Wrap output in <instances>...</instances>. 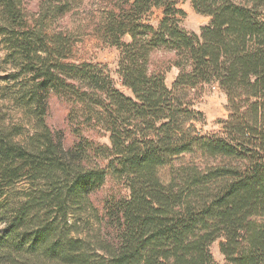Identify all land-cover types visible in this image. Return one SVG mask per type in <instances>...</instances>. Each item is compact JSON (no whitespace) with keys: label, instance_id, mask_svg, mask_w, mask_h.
Here are the masks:
<instances>
[{"label":"trees","instance_id":"trees-1","mask_svg":"<svg viewBox=\"0 0 264 264\" xmlns=\"http://www.w3.org/2000/svg\"><path fill=\"white\" fill-rule=\"evenodd\" d=\"M74 2L42 0L33 17L26 0H0L10 68L0 91L35 129L4 127L0 108V264H217L210 246L219 239L229 264H264V0H192L211 17L200 33L180 26L178 0L113 3L95 35L121 50L132 95L105 65L71 59L76 35L55 24ZM154 7L164 10L158 27L144 19ZM162 47L180 58L173 88L150 70ZM214 82L229 118L205 133L189 124L180 93ZM52 96L69 105L70 145L48 125ZM198 152L218 161L174 166ZM116 177L129 194L96 204L92 195Z\"/></svg>","mask_w":264,"mask_h":264},{"label":"rangeland","instance_id":"rangeland-1","mask_svg":"<svg viewBox=\"0 0 264 264\" xmlns=\"http://www.w3.org/2000/svg\"><path fill=\"white\" fill-rule=\"evenodd\" d=\"M41 1L42 0H26V7L29 16L35 17L39 11ZM116 1L118 0H75L74 8H72V10L65 16L60 18L55 24V27L57 30L62 29L73 32L76 35L77 42L71 56L72 60L88 61L95 64L105 65L107 67V73L113 80L115 86L122 90L125 94L132 95L130 89L123 86L118 73L121 50L116 46L105 44L95 35V28L99 24L101 17ZM178 7L185 12V15L180 16L179 19L180 26L187 32L200 33L201 28L211 22L210 16L202 15L194 9L192 0H178ZM163 18V8L154 7L144 19L149 24L158 27ZM125 40L130 42L131 37L127 35ZM5 53L6 50L0 40L1 85L5 84V81L3 80V77L5 76L4 71H9L10 69L8 65L6 66L3 63ZM179 60L180 58L177 57L174 51H171L170 49L163 47L155 49L150 56V70L163 71L165 73L168 87L173 88V83L182 69L177 64ZM3 93L7 92L0 91V99L7 98ZM180 95L186 103H191L190 108L194 112L192 120L189 124L195 125L198 129L204 131L205 133H212L220 130L223 127V123L229 118L228 98L217 82L200 85L195 89L181 91ZM68 111L69 105L64 99L58 96L51 97L47 122L52 130L63 138L65 145H70L74 140V136L71 133L67 119ZM7 117H9L8 111ZM26 117L32 126V122L29 117ZM18 130L24 136L33 133V131H30L28 128H24L20 125H18ZM86 134L101 143H109L108 134L103 132L99 133L95 130H90L86 131ZM216 161H218V159L202 152H198L196 154H186L182 156L174 162V166L194 163L198 164L202 168H205L209 164H214ZM170 170V168H166L162 170V174L169 176ZM112 194H129V190L125 187L121 178H108L105 185L92 195V200L96 204L101 205L102 200ZM222 240L223 239H219L212 243L210 251L217 264H229L220 250V243Z\"/></svg>","mask_w":264,"mask_h":264},{"label":"clouds","instance_id":"clouds-1","mask_svg":"<svg viewBox=\"0 0 264 264\" xmlns=\"http://www.w3.org/2000/svg\"><path fill=\"white\" fill-rule=\"evenodd\" d=\"M0 107H5L9 112V117L3 121L4 127H13L20 125L24 128H28L30 131H34L31 123L26 117V109L22 106H15L14 101L9 98L0 99ZM13 143H18L21 140V136L17 135L11 138Z\"/></svg>","mask_w":264,"mask_h":264}]
</instances>
